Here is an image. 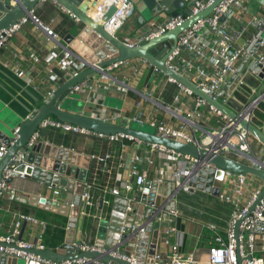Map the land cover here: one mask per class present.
<instances>
[{
    "label": "built area",
    "instance_id": "obj_1",
    "mask_svg": "<svg viewBox=\"0 0 264 264\" xmlns=\"http://www.w3.org/2000/svg\"><path fill=\"white\" fill-rule=\"evenodd\" d=\"M12 1L15 2L16 0ZM212 1L213 0H190L188 3V8L190 10L189 14L181 11L176 16H169L166 21L157 25L147 35L141 34L134 39L124 42L129 46L143 43L147 39L165 32L167 29L174 28L192 14L197 13L199 10L209 5ZM111 5L114 6V10L111 13V17L105 21L104 27L111 33L117 34L119 27L133 11L134 2L132 0H96L94 11L90 12L91 17L100 19ZM28 19H31L41 27L47 39L56 40V33L52 28L42 23L37 15L33 13V9H30L28 14L20 17L19 21L12 24L9 29L4 30V33L0 32V47L7 42L10 34L19 29V25L23 24ZM179 45H182V48H180ZM254 55H258V57ZM67 56L68 53L65 52L59 62L64 63V61L67 60ZM76 56L80 59V64L83 66L89 61L81 57V55L77 54ZM242 58L251 59L250 66L253 61L257 62L254 67H252V70H249L250 72L257 74L258 70L264 69V0H220L213 6L208 14L198 18L191 25L183 28L178 33L176 46L166 57L165 63L170 68L189 78L204 92L215 97L222 83L236 70V65ZM124 61L126 60L107 65L104 70L106 72L108 71V73H103L99 79H105L109 76V84H118L119 86L126 84L125 82L120 84L118 79L110 75V70ZM142 61L143 64L152 68L154 72L163 73L157 66L148 61V59L142 58ZM258 63L260 66H258ZM78 71L79 68L73 69L68 71V74L71 76L76 75ZM165 75L167 80L175 82L178 88L173 96V105L167 106L163 101L153 97L150 91H137L138 98L135 104L136 107L139 108V111L130 116V121L145 122L154 126L158 133L163 135L179 138L184 141H191L199 147L207 148L213 153H220L261 168L263 167L262 165H264V163L259 161V159L264 160V153H262V155L260 153V156L253 151L250 145L252 135L238 120L231 119L226 113L214 105H210L208 112L213 114L216 119L211 118L204 112L206 100L203 97L196 95L190 88L175 80L173 77L167 74ZM242 81V79L239 80V82ZM90 88L91 85H87L86 81H81L71 86L69 92L79 93L80 96L85 97ZM183 94L193 99L192 107L184 110L180 105ZM229 94L230 91L225 92L226 97L229 96ZM260 96L253 99L249 97L246 104L238 110L241 118L250 120V111ZM144 99L156 104L162 112L175 118L177 123L174 125L164 122L163 120L158 121L154 118L148 119L144 117L140 112ZM159 102L165 104L167 107L162 106ZM109 115L103 113L102 115L96 116L105 120H116L117 116L115 114ZM39 126L46 129L52 127L68 133L72 132L90 135L96 139L105 140L108 143L118 142L123 144L124 139L141 141L132 135L119 132L106 134L102 131H95L89 127L63 121L51 116L43 118ZM17 130L18 126L14 127L12 130L14 137L17 136ZM197 131H199V134ZM39 138L40 135L36 129L29 136L26 142L27 147L34 145ZM145 143L150 146L149 149L145 150L143 153H135L127 158L129 173L133 176V180L125 179L121 187L110 184L103 185L99 200H101V204H109L112 199H109L107 196L108 193L112 194L114 203L117 202L116 199L118 197L123 199L124 208L122 211L121 231H126L123 222L125 217L128 216V213L132 211L134 203H142L144 207H150L152 209L160 207L159 214L153 213L151 215L154 220L158 222L165 220L168 221V224L159 226L156 246L152 254V262L149 264H197L198 261H205L206 264H264V254L255 253L258 250L264 252V194L258 199L254 206L249 209L250 205L257 198L261 185L254 186L247 198L242 201L241 196L244 194L248 173L223 169L222 177L230 179L233 182L232 195L221 191L216 194L220 199L228 201L231 204L224 233L222 234L219 232L216 225L210 223L209 227L212 228L215 233L213 236V243L208 247L205 259L200 260L191 253L183 255L179 249V239L170 240V233L176 231V226L169 224L170 216L178 213L176 207H169L172 196L175 197L179 192H189L192 190L198 183L200 170L202 168H209L211 165L208 162L202 163L198 157L189 153L181 152L161 143L148 141ZM6 149L7 145L3 141V137L0 133V155L6 151ZM153 151L156 152L155 158H171L172 164L169 165L168 179L160 174L151 177L148 175V170L146 168L140 167L142 162L148 164L154 163V157L152 156ZM89 156L90 160L102 166V164L113 159L114 153L112 150H107L104 153H96L93 151L89 153ZM23 157L21 153H17L13 156L18 162L22 160ZM122 160L123 159H117L114 165L118 168H122ZM214 168L216 169L218 167L215 166ZM12 169L13 164L9 163L3 167L0 178V202L5 194L11 197L14 196L11 180H9ZM53 172L54 174L60 173L58 170H54ZM19 175L22 177L25 176L23 172ZM116 175L121 176L120 172L114 173L113 177ZM65 176L71 181L75 179L73 173ZM232 177H235V179ZM168 182H172L171 186H173V188H171V193L164 192L167 188L165 186L163 187V185ZM90 184L91 182L85 181L79 193L80 198L83 200V206L91 207L98 203V197H95L88 189ZM153 186H157L155 194L159 198V205L156 204V201H154L155 199L151 203H147L146 201L141 202V194H146L148 196ZM62 189L66 190V185ZM69 205H73L72 200ZM143 213L144 212H134L131 225L127 227L128 232H132V230L137 231V225L134 221L138 219L141 223L138 231L141 232L144 230L143 223L148 221V219H145ZM111 216H113L112 212ZM135 216H139V218L136 219ZM20 219L38 223L40 230L37 237L39 239L42 237L47 221L40 218L38 219L25 212L20 213L19 219L15 221L12 230L6 234H0V241L13 244L4 245L0 243L1 253L23 258L26 264L31 260L40 264H71L72 261L69 259L54 260L23 250L22 248L31 247L42 249L45 248V246L42 242L23 240L18 237ZM238 219H240V221L236 232L235 223ZM103 238L105 239V237ZM111 238L112 237L108 235L109 241L112 240ZM119 240L118 238V241ZM161 245L166 246L167 249H162ZM136 246L137 244L135 243L134 247ZM80 249H96L101 252L105 250L102 246L88 241H82ZM109 254L121 258L129 264H141L134 255V251L126 253L116 248L110 249ZM94 263L109 264L101 259H95Z\"/></svg>",
    "mask_w": 264,
    "mask_h": 264
},
{
    "label": "crops",
    "instance_id": "obj_2",
    "mask_svg": "<svg viewBox=\"0 0 264 264\" xmlns=\"http://www.w3.org/2000/svg\"><path fill=\"white\" fill-rule=\"evenodd\" d=\"M184 1L188 4L190 0ZM10 3L12 4L14 2L10 0ZM179 3L181 4V1ZM91 10L94 11V7ZM33 13L37 15L42 23L52 28L56 33L57 41L54 39H47L41 27L31 19H28L23 23V27L15 30L13 34H10L7 42L0 47V130L5 134H11L13 128L35 108L38 102H41L42 98L45 97L47 93L62 84L65 81V75L68 74V71L77 68L80 70L86 67V65L83 66L80 64V59L76 56V49H69V40L67 41V39H65L70 35L73 36V38H77L83 30L84 24L80 20H77L67 9L55 0H43L42 4L33 8ZM135 14L136 11L133 9L130 16L126 18L118 29L124 41L134 39L141 35L139 29L134 26ZM169 16L168 13L162 11L155 19H151L149 22L150 24L155 22L157 25H160L166 21ZM129 31H131L130 34H127ZM82 43L86 44L84 42ZM86 46L89 48L87 44ZM65 52L68 53L67 60L64 61V63H60L59 60L64 56ZM245 59L242 58L238 61L235 70L238 71L246 67L245 73L241 78L243 81L237 82L234 88L226 90L230 91L229 96L226 97L225 93L222 95L225 97V102L234 110H240L243 105L246 104L249 97L255 93L257 87L261 83L257 74L249 71L250 64ZM235 71L233 73H235ZM233 73L226 78L217 93L225 89ZM110 75L118 79L120 84H122V82L126 84H123V86H119L118 84L112 85L108 82L109 76L105 79H97L95 76L94 83L87 92V96H79V99H77L78 101L71 103L70 106L73 107L75 103L79 107L83 105L82 111L89 115H102L103 113L107 115L115 114L117 116L115 121L120 122L122 121V117H130L132 114L139 111V108H137L135 104L138 98L137 91H150L153 97L163 101L167 106L173 105V98L167 99L164 97L163 91L168 84L166 75L154 72L152 68L143 64L141 57H131L121 64H118L110 70ZM173 83L176 84L175 82ZM180 105L183 110L188 109L192 107L193 99L183 94ZM140 112L148 119L154 118L158 121L163 120L164 122L174 125L177 123L175 118L162 112L156 104L147 99H144ZM204 112L211 118L216 119L215 116L209 113L205 108ZM250 121L264 132V95L257 100L250 111ZM69 134L83 135L72 132L68 133L50 127L47 128V136H40V138L46 140V142L69 147L77 152H86L89 154L93 151L96 153H104L107 150H112L114 153L113 159L102 164V166L90 160V167L88 168L86 179L83 181L91 182L88 189L95 197H98V203L91 207H80L75 239L95 243L99 220L110 218L114 203L112 194L108 193L109 196H107L110 200L112 199L111 202L109 204H99L102 186L110 184L121 187L125 179L133 180V176L129 173L127 158L135 153H143L145 150L149 149L150 146L145 143L146 141L142 140L124 139L123 144L118 142L108 143L105 140L96 139L92 136V144L88 147L87 145L81 144L74 139V137H67L68 144H65L63 139ZM250 145L256 154L260 155L261 153L262 155V153H264V145L253 136L250 139ZM155 153V151L152 153L154 163L148 164L142 162L140 167L146 168L148 170V175L151 177L160 174L168 179L169 165L172 164L171 158H155ZM117 159H123L122 168H118L114 165ZM76 164L77 162H72V165ZM29 166L30 176L22 177L17 175L11 179V187L14 190V196L11 197L6 194L3 195L1 199L0 234L10 232L15 221L19 219V214L23 212L38 218V210H47L50 212L47 215L49 219L48 221L46 220L47 223L56 226L58 225L57 219L54 217L53 213L62 214L58 212V209L61 207L60 205L62 203H67L69 205L73 199L72 190H63L58 187V185L50 186L44 181L38 180L37 176L35 177L31 174L33 165L30 164ZM206 169V172L203 174V179L200 181L203 188H199L197 183L189 192H179L175 196L174 207L177 208L178 213L170 216L169 221V224L176 226V231L170 233V240L179 239V249L181 253L183 255L191 253L200 260L206 257L208 247L213 243L215 232L209 227V224H215L217 230L223 234L231 208V204L228 201L218 198L216 194L219 191L231 195L233 194L232 180L223 177L217 178L214 174L215 171L210 174L209 169ZM116 172H120L121 176L116 175L113 177V174ZM42 177L43 176H41V178ZM208 177L211 178L210 182L207 181ZM232 178L235 179V177ZM76 180L77 178L75 177L73 182ZM258 185H261L260 179L252 174H248L241 200H245L251 189ZM20 193L27 196V198H32L33 196L47 198L52 201L51 204L55 207V210L47 209L44 206L45 204L39 206V203L31 204L29 201L25 202L22 200L23 198L21 197L23 196L20 195ZM16 196L20 197V199H16ZM37 201L40 202L39 199ZM67 221L68 220H66V226ZM39 230L40 226L38 223L20 219L18 237L23 240L43 243L46 230L43 232L40 239L37 237ZM66 230L67 229H65V233ZM103 235L105 239L102 238V240L107 241V232ZM60 243L56 246L45 247L54 249L58 247ZM161 248L167 249L164 245H161ZM257 253L264 254L261 250H258ZM144 259H146V256ZM205 263V261L197 262V264Z\"/></svg>",
    "mask_w": 264,
    "mask_h": 264
},
{
    "label": "water",
    "instance_id": "obj_3",
    "mask_svg": "<svg viewBox=\"0 0 264 264\" xmlns=\"http://www.w3.org/2000/svg\"><path fill=\"white\" fill-rule=\"evenodd\" d=\"M65 9H67L77 20H80L83 24V30L77 36H67V41L70 45L69 49H76V53L81 55V57L86 58L88 63L85 68L78 71L76 75H65V81L60 84L55 89H52L45 97L42 98L41 102H38L35 108L29 112V114L17 124V136L14 137L13 134H5L0 130L3 141L7 145L6 151L0 155V178L2 175L3 167L9 163L13 164V169L11 171V180L14 176L19 175L21 172L25 176H30V164L33 165L31 168V174L38 177V180L44 181L48 185H58V187L63 188L65 185L67 189L72 190L73 194V205L70 206L67 203H62L58 212L67 215V230L65 233L64 240L59 244L58 247L52 249L50 247L45 248H22L25 251L33 252L43 257L51 258L54 260L69 259L71 264H95V259H101L109 264H129L127 261L121 258L112 256L109 254L110 249L118 248L121 252L130 253L134 251V255L138 258L141 264H149L152 262V254L154 253L156 241L159 233V226L167 225L168 221L162 220L158 222L153 219V213L159 214L160 207L150 208L144 207L142 203H134L132 211L128 213L125 217L123 225L126 231H121V223L123 217V199L117 198V202L113 204L112 214L108 219H100L98 225V232L96 235V244L102 246L105 250L103 252L99 250H82L80 249V244L82 240L75 239V232L77 226V220L79 216V209L83 206V200L80 198V192L84 186V180L86 179L88 168L90 165V156L86 152H77L65 147L63 145L53 144L51 142H46L41 138L35 142L31 147H27L26 142L29 136L37 129L41 137L47 136V129L39 126L40 121L47 117L52 116L57 119L75 123L84 127H89L95 131H102L106 134L108 133H123L127 135H132L142 141L161 143L163 145L172 147L184 153H189L195 157H198L202 163H210L208 168L210 174L215 171L217 178L223 176V169H229L234 172H244L252 174L258 177L261 181L260 192L257 198L250 205L251 209L258 199L264 194V165L263 167H258L253 164L237 160L227 155L220 153H213L207 148H202L191 141H184L179 138L170 137L158 133L157 129L150 130L146 128L145 122H135V121H112L99 118L96 115L85 114L82 111V106L76 105L71 107L70 104L77 102L78 100L72 98L70 87L74 84L86 81L87 85H93L95 76L97 79L101 78L102 74H107L104 68L113 64L114 62L127 60L131 57H141L146 58L153 65L157 66L163 73L173 77L175 80L183 83L188 88H190L196 95L203 97L206 100L204 108L208 110L210 105H214L224 113H226L231 119L238 120L243 127H245L250 134L255 137L261 144L264 145V132L258 126H256L252 121L245 120L241 118L238 110L231 108L226 102L224 95L227 89L234 88L235 84L239 82L245 73L246 67L241 68L232 74L228 85L223 89L222 92L217 93L215 97H212L208 93L204 92L199 86L193 83L189 78L182 75L180 72L170 68L166 63L165 59L171 50L176 46L178 33L185 27L191 25L198 18L208 14L213 6L220 0H213L209 5L199 10L197 13L192 14L186 18L183 22L176 25L174 28L167 29L165 32L147 39L143 43L136 44L133 46L127 45L122 39L119 32L113 34L104 27V23L107 19L111 17V13L114 10V6L111 5L101 16L100 19H94L90 15V10L95 6L96 0H55ZM134 2V9L136 14L134 15V26L139 29L142 35H147L153 28L157 26L155 22L150 24L151 19H155L156 16L164 11L170 16H176L179 12L190 13L188 4L184 0H132ZM181 1V4L179 3ZM43 0H16L14 3H10V0H0V32L4 33V30L9 29V27L18 22L20 17L29 13L30 9L35 6L42 4ZM222 18V17H221ZM155 21V20H154ZM23 24L19 25L22 28ZM131 31H129L130 34ZM13 34V33H12ZM81 40V41H80ZM82 42L86 43L83 44ZM182 48V45H179ZM258 57V55H254ZM250 64L251 59H246ZM253 61L249 70L256 64ZM247 65V63H246ZM258 66L260 64L258 63ZM257 76L260 78L261 83L257 87L254 94L250 96L253 99L258 96L264 95V69L258 70ZM80 96L79 93H77ZM226 96V95H225ZM260 96V97H261ZM79 99V98H78ZM160 103V102H159ZM162 106L165 104L160 103ZM167 107V106H166ZM17 153L23 154L22 160L16 161L13 156ZM68 163H66V162ZM77 162V166H73L72 162ZM259 161L264 163V160L259 159ZM80 163V164H79ZM79 164V166H78ZM261 164V163H260ZM217 166L218 168H214ZM54 170H58L60 173L54 174ZM206 168H202L199 172L198 177V187L201 188L202 185L200 181L203 179V174L206 172ZM28 171V172H27ZM73 173L77 178L75 182L69 181L65 175ZM41 176H43L41 178ZM212 177V176H211ZM208 182L211 178L208 177ZM172 182H168L165 186L167 190L164 192L171 193V188H173ZM207 188L206 186H204ZM203 188V187H202ZM157 186L152 187V191L147 196L146 194H141V202L151 203L154 199L156 204H158L159 198L155 194ZM6 195V194H5ZM22 195V200L31 204L39 203V206L44 205L47 209L55 210L54 206L51 204V200L38 196H33L32 198H27V196ZM20 199V197H15ZM40 200L38 202L37 200ZM101 205V200H99ZM175 197L172 196V201L169 207H174ZM159 205V204H158ZM167 208V207H166ZM144 212L145 221L143 223L144 230L138 231L141 226L139 221V216H135L136 219L134 223L137 225V231L132 230V232L127 231V227L131 225V219L133 218L134 212ZM240 219L235 223V231L237 232V227ZM109 228H108V227ZM107 232V235L112 237L111 241H103V234ZM118 238L120 239L118 241ZM4 245H13L0 241ZM135 243L137 244L134 247ZM146 256V259L144 257ZM23 258L6 255L0 252V264H17ZM143 259V260H142ZM78 260V261H77ZM27 264H40L36 261H29Z\"/></svg>",
    "mask_w": 264,
    "mask_h": 264
},
{
    "label": "trees",
    "instance_id": "obj_4",
    "mask_svg": "<svg viewBox=\"0 0 264 264\" xmlns=\"http://www.w3.org/2000/svg\"><path fill=\"white\" fill-rule=\"evenodd\" d=\"M177 90V86L176 84H174L173 82H169L166 85V87L164 88V97H166L167 99H172L174 93ZM166 99V101H167ZM165 100V99H164ZM63 142L65 144H68V138L65 137L63 139ZM90 167V166H89ZM90 179V178H89ZM102 189V188H101ZM108 195V194H107ZM109 196V195H108ZM39 212L37 213V217L43 220H49L47 218V215L50 213L47 210H38ZM54 214V217L57 219V224L56 226H53L51 223H47L46 228H45V234H44V246H56L58 243H60L64 237V233H65V229H66V220H67V216L66 215H62V214ZM48 236V237H47ZM53 239V240H52Z\"/></svg>",
    "mask_w": 264,
    "mask_h": 264
},
{
    "label": "rangeland",
    "instance_id": "obj_5",
    "mask_svg": "<svg viewBox=\"0 0 264 264\" xmlns=\"http://www.w3.org/2000/svg\"><path fill=\"white\" fill-rule=\"evenodd\" d=\"M71 96L74 99H78L79 98V96L75 92L72 93ZM168 111H169V109H168ZM121 119L124 120V121H130V117L129 116L122 117ZM145 126H146V128H148L150 130L154 129V126H151V125H149L147 123H145ZM197 133L199 134V131H197ZM66 137H68V138L74 137V139H76L77 141H79L81 144L87 145V147L92 144V140H93V138L91 136H85V135L69 134ZM255 253H257V252H255ZM201 259L204 260L205 258H201ZM18 264H23V262H22L21 259H20V262Z\"/></svg>",
    "mask_w": 264,
    "mask_h": 264
},
{
    "label": "bare ground",
    "instance_id": "obj_6",
    "mask_svg": "<svg viewBox=\"0 0 264 264\" xmlns=\"http://www.w3.org/2000/svg\"><path fill=\"white\" fill-rule=\"evenodd\" d=\"M90 12H92V10H90Z\"/></svg>",
    "mask_w": 264,
    "mask_h": 264
},
{
    "label": "clouds",
    "instance_id": "obj_7",
    "mask_svg": "<svg viewBox=\"0 0 264 264\" xmlns=\"http://www.w3.org/2000/svg\"><path fill=\"white\" fill-rule=\"evenodd\" d=\"M68 220V219H67Z\"/></svg>",
    "mask_w": 264,
    "mask_h": 264
}]
</instances>
